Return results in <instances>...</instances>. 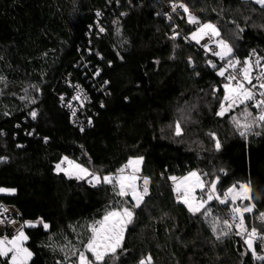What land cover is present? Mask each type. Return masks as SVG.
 <instances>
[{
  "label": "trees",
  "instance_id": "obj_1",
  "mask_svg": "<svg viewBox=\"0 0 264 264\" xmlns=\"http://www.w3.org/2000/svg\"><path fill=\"white\" fill-rule=\"evenodd\" d=\"M169 1L0 0V157L7 158L0 188L15 189L0 193V204L37 224L24 229L30 264H74L71 249L82 250L87 226L119 200L110 185L58 174L63 156L99 174L143 157L148 195L108 264H140L147 256L152 264H264L234 230L217 239L220 229L213 234L201 214L176 200L169 177L191 169L208 173V181L218 176L221 192L250 181L255 209L245 222L260 227L264 131L240 137L229 120L239 108L216 115L225 81L218 60L188 38L187 13L167 19ZM176 1L215 24L232 56L244 61L255 51L264 64V8L252 0ZM211 207L228 218V206Z\"/></svg>",
  "mask_w": 264,
  "mask_h": 264
},
{
  "label": "snow or ice",
  "instance_id": "obj_2",
  "mask_svg": "<svg viewBox=\"0 0 264 264\" xmlns=\"http://www.w3.org/2000/svg\"><path fill=\"white\" fill-rule=\"evenodd\" d=\"M252 2L264 8V0H252ZM178 8L188 14V23L197 25L190 39L199 44L201 40L208 37L219 48V51H215L213 54L221 60H226V65L217 73L224 77L227 82L223 84L224 95L220 100L219 111L216 115L224 117L239 108L238 114L229 115V120L238 135L242 138H247L252 134L260 135L261 131H264V64H261V58L258 57L255 63H253L251 55L242 62L234 57L228 59L232 57L233 48L225 39L221 38L218 27L211 22L201 23L182 2L172 5L174 12ZM99 15L98 12L97 16ZM99 31L103 32L104 28L101 27ZM117 31L119 32V29ZM178 35L179 33H174L171 38L176 39ZM204 47L206 51L209 50L208 45H204ZM252 55H255V51ZM256 69L259 71L254 75ZM3 79L0 77V80ZM74 98L79 99V97ZM251 109L256 110L255 114ZM31 115L35 118L37 113L33 111ZM182 134L181 123L177 121L175 135L181 136ZM208 135L215 141L216 150H219L221 144L215 133L210 132ZM6 159L0 157V162H4ZM65 163L67 164L66 168L62 166ZM142 164V156L129 158L127 163L119 168L115 174L103 176L99 172L90 171L83 164L69 160L68 157H64L60 163L56 164L55 169L58 174L63 172L70 179L73 177L87 179L93 187L101 184L110 185L113 195L119 197L114 205H110L105 210L101 219L94 220L87 226L90 235L86 242H83L82 250L71 249V254L76 256L74 264H108L109 260L115 258L117 249L122 248L124 234L128 225L133 222L135 209L141 206L144 197L148 195L150 179L140 175ZM207 176L208 173L202 174L191 171L183 177H169L174 185L173 191L176 194L177 202L183 203L193 215L201 214L210 224L213 234H217L218 229H220V235H217V239H220L221 235H228L235 228V234L244 240L253 257L264 261V255H257L256 252L257 242L261 251H264V212L259 213L257 217L260 221V227L252 226L249 230L245 222V214L253 213L255 209V204L252 202L254 197L251 182L233 184L226 191L221 192L217 187L219 177L208 181L205 179ZM139 181H142V184L138 183ZM197 190L200 192L199 196L196 195ZM0 193L14 194L15 189L0 188ZM128 196H131V201L125 199ZM213 201H217L220 205H232L228 213L230 219L213 214L211 207ZM237 201L241 203L238 204ZM244 201H248V204L245 205ZM15 223L16 221L11 219L9 210L0 205V224ZM40 223L43 222L40 221ZM35 226L37 224L25 221L10 238L7 235L0 237V257L6 258L5 264H30L33 253L26 246L29 237L24 229ZM43 227L47 229L49 225L43 223ZM66 259H68L67 254ZM140 264H152V257L147 256L141 259Z\"/></svg>",
  "mask_w": 264,
  "mask_h": 264
},
{
  "label": "built area",
  "instance_id": "obj_3",
  "mask_svg": "<svg viewBox=\"0 0 264 264\" xmlns=\"http://www.w3.org/2000/svg\"><path fill=\"white\" fill-rule=\"evenodd\" d=\"M174 3L179 4L181 2L174 0V1H169V2H165L164 3L162 11L164 12V15L167 17V19H173L175 16L180 17L181 14L183 13V10L179 9V8L175 12L172 10V5ZM97 18H99V20L102 19V17L100 15L97 16ZM96 27L99 30L101 27H103V23L101 24L99 21H97ZM189 27H190L191 30H196L197 25L189 24ZM196 45L203 51V53L205 55L210 56V59L212 61H213L214 58H216V60H218V64L220 65V68H222V67H224L226 65V60H220L213 54L217 50V47H216L215 43L212 40H209L208 37H205L203 40L200 41L199 44L196 43ZM204 45H208V49L209 50L206 51ZM252 54H253V51H250L246 58H248L251 55L252 61H253V63H255V60L259 57V55L256 52H255V55H252ZM233 57L235 59L240 60V58L238 56H232V57H229L228 59H231ZM229 71H231V69H229ZM258 71H259L258 69L254 70V75L256 73H258ZM226 75H227V73H226ZM253 83H256V82L253 81ZM257 91H259V89H257ZM73 113H76L75 109H72V113L71 114H73ZM116 171L110 172V173L111 174H115ZM199 173H201V172H199ZM140 184H142V181H140ZM0 205H3L5 208H7L9 210V213L11 214V219L16 221L15 224H0V237H2L4 235H7L10 238V234H14L15 230L17 228H19L23 224V222L19 219V217H18L19 216V211H18V209L15 206L9 205V204H0ZM228 219H230V216L228 217ZM250 228L251 227H249V230H250ZM232 230H234L236 232L235 228H233ZM256 252H257V255H264V251H261V248H260L258 242L256 244Z\"/></svg>",
  "mask_w": 264,
  "mask_h": 264
},
{
  "label": "rangeland",
  "instance_id": "obj_4",
  "mask_svg": "<svg viewBox=\"0 0 264 264\" xmlns=\"http://www.w3.org/2000/svg\"><path fill=\"white\" fill-rule=\"evenodd\" d=\"M195 30H190V32L188 33V38L190 39V37H191V34H192V32H194ZM190 41H192V42H194V43H196V41H194V40H191L190 39ZM216 45V44H215ZM216 47H217V45H216ZM216 51H219V48L217 47V50ZM216 56V55H215ZM218 59H220L218 56H216ZM221 60V59H220ZM221 68H219L218 69V71L220 70ZM227 81L225 80L224 81V83H226ZM223 83V84H224ZM223 95H224V93H223ZM222 98H223V96H222ZM219 111V110H218ZM239 111L240 110H238L237 111V113L236 114H238L239 113ZM64 157H67V156H63L62 158H61V160L58 162V163H60L61 161H62V159L64 158ZM68 159L69 160H73V161H75L74 159H72V158H69L68 157ZM76 163H79V162H77V161H75ZM57 163V164H58ZM56 166V165H55ZM63 167H67V164L65 163L64 165H62ZM191 171H197V172H199L197 169H191V170H188L187 172H185L183 175H180V176H176V177H183V176H185V175H187L189 172H191ZM117 172V171H116ZM107 174H111V173H106V174H100L101 176H103V175H107ZM141 175V174H140ZM206 179V178H205ZM207 180V179H206ZM172 182V181H171ZM138 183H140V181L138 182ZM172 186H173V188H174V185H173V182H172ZM176 195V194H175ZM196 195L197 196H199L200 195V192H199V190H197V192H196ZM206 198V197H205ZM215 202H217V201H215ZM245 202V201H244ZM243 202V203H244ZM134 203V202H133ZM218 203V202H217ZM237 203L239 204V203H241L240 201H237ZM228 206V213H229V211H230V208L232 207V205L231 204H229V205H227ZM228 213H227V215H228ZM226 216V215H225ZM228 217H229V215H228ZM11 235H13V234H10V237H11ZM90 256V255H89Z\"/></svg>",
  "mask_w": 264,
  "mask_h": 264
}]
</instances>
